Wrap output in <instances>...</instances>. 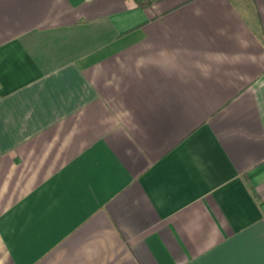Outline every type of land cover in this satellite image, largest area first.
Returning a JSON list of instances; mask_svg holds the SVG:
<instances>
[{"label":"crops","instance_id":"0c3cea01","mask_svg":"<svg viewBox=\"0 0 264 264\" xmlns=\"http://www.w3.org/2000/svg\"><path fill=\"white\" fill-rule=\"evenodd\" d=\"M0 264H264V0H0Z\"/></svg>","mask_w":264,"mask_h":264}]
</instances>
